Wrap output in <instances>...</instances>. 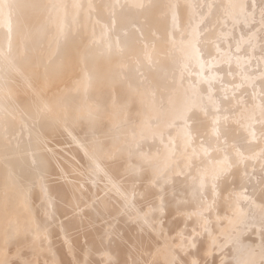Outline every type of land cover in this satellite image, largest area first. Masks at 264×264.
<instances>
[{
	"label": "bare ground",
	"instance_id": "6f19581e",
	"mask_svg": "<svg viewBox=\"0 0 264 264\" xmlns=\"http://www.w3.org/2000/svg\"><path fill=\"white\" fill-rule=\"evenodd\" d=\"M0 264H264V0H0Z\"/></svg>",
	"mask_w": 264,
	"mask_h": 264
}]
</instances>
